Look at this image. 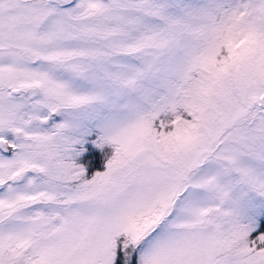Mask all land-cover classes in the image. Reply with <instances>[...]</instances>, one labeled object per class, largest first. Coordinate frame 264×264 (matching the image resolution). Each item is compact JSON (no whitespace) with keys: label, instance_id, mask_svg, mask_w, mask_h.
Listing matches in <instances>:
<instances>
[{"label":"snow or ice","instance_id":"6c2138e0","mask_svg":"<svg viewBox=\"0 0 264 264\" xmlns=\"http://www.w3.org/2000/svg\"><path fill=\"white\" fill-rule=\"evenodd\" d=\"M0 264H264V0H0Z\"/></svg>","mask_w":264,"mask_h":264}]
</instances>
